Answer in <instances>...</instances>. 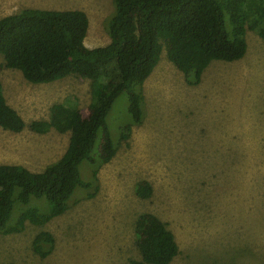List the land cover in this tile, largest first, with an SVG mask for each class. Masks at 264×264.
<instances>
[{
  "label": "rangeland",
  "instance_id": "374dc122",
  "mask_svg": "<svg viewBox=\"0 0 264 264\" xmlns=\"http://www.w3.org/2000/svg\"><path fill=\"white\" fill-rule=\"evenodd\" d=\"M26 7L81 9L89 18L87 45L110 41L113 0H0V18ZM246 41L241 59L211 61L197 85L185 82L164 49L143 84L141 124L120 139L130 122L121 93L106 117L118 142L113 158L96 175L90 163L79 166L89 186L75 187L64 213L43 225L26 221L20 232H0V264H128L140 258L135 223L143 212L173 232L179 252L169 264H264V40L248 29ZM0 81L7 103L26 122L20 132L0 127V164L42 171L64 153L69 132L41 134L28 124L69 100L88 115L91 82L70 75L32 83L6 67L1 54ZM141 180L152 186L148 199L136 195ZM36 204L48 210L44 197H31L27 205L13 204L9 222ZM40 231L54 237L45 258L32 248Z\"/></svg>",
  "mask_w": 264,
  "mask_h": 264
},
{
  "label": "trees",
  "instance_id": "16d2710c",
  "mask_svg": "<svg viewBox=\"0 0 264 264\" xmlns=\"http://www.w3.org/2000/svg\"><path fill=\"white\" fill-rule=\"evenodd\" d=\"M114 13L107 30L110 41L89 48L84 40L89 18L81 9L26 7L0 18V54L5 66L21 71L32 83H48L77 75L91 82V110L84 116L72 101L54 103L47 119H34L31 131L51 128L69 132L67 148L59 159L42 171L19 164H0V232L23 230L25 222L43 225L68 209L75 187L89 186L80 179L79 166L90 163L92 174L115 155L118 142L112 139L106 117L115 99L125 93L130 122L119 132L126 140L132 125L143 121V84L157 65L162 51L182 72L188 85H197L213 60L241 59L247 50L246 31L264 40V0H113ZM227 23L230 28H227ZM0 127L20 132L26 122L9 105L0 81ZM100 137L94 154L97 137ZM136 195L148 199L151 184L141 180ZM31 197L45 198L27 207L10 223L13 204L27 205ZM140 258L128 264H169L179 248L174 234L158 216L143 212L135 223ZM54 244L48 231L38 232L33 250L45 258Z\"/></svg>",
  "mask_w": 264,
  "mask_h": 264
},
{
  "label": "crops",
  "instance_id": "0c3cea01",
  "mask_svg": "<svg viewBox=\"0 0 264 264\" xmlns=\"http://www.w3.org/2000/svg\"><path fill=\"white\" fill-rule=\"evenodd\" d=\"M84 43H85V45L87 46V47H89V48H93V46H88L87 45V43H86V39L84 40ZM13 107V106H12ZM13 108H15V107H13ZM16 109V108H15ZM20 114V113H19ZM23 118V117H22Z\"/></svg>",
  "mask_w": 264,
  "mask_h": 264
}]
</instances>
